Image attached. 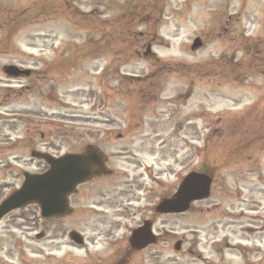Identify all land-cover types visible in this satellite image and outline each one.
Listing matches in <instances>:
<instances>
[{
    "label": "rangeland",
    "instance_id": "rangeland-1",
    "mask_svg": "<svg viewBox=\"0 0 264 264\" xmlns=\"http://www.w3.org/2000/svg\"><path fill=\"white\" fill-rule=\"evenodd\" d=\"M86 144L115 175L5 216L0 264H264V0H0V201L47 169L32 150ZM206 170L207 199L155 213ZM143 220L157 242L117 257Z\"/></svg>",
    "mask_w": 264,
    "mask_h": 264
},
{
    "label": "water",
    "instance_id": "water-1",
    "mask_svg": "<svg viewBox=\"0 0 264 264\" xmlns=\"http://www.w3.org/2000/svg\"><path fill=\"white\" fill-rule=\"evenodd\" d=\"M200 45L199 41L195 40L191 49ZM5 72L12 76L28 74L13 66L7 67ZM32 157L44 160L49 169L41 175L25 174L21 188L0 205V218L7 212L30 203L38 205L42 218L63 215L67 211V197L91 175L102 171L92 169L100 167L101 159L91 147H87L84 155L67 154L52 158L47 154L32 153ZM210 184L211 179L205 174L190 173L183 179L173 198L161 202L157 211L165 214L185 212L192 201L208 196ZM150 227L151 223L145 222L141 228L133 231L129 239L132 248L139 250L154 242ZM40 237L42 236L37 238ZM69 237L77 244L82 243L79 235L74 232H71ZM175 248H179V243Z\"/></svg>",
    "mask_w": 264,
    "mask_h": 264
},
{
    "label": "flooded vegetation",
    "instance_id": "flooded-vegetation-1",
    "mask_svg": "<svg viewBox=\"0 0 264 264\" xmlns=\"http://www.w3.org/2000/svg\"><path fill=\"white\" fill-rule=\"evenodd\" d=\"M99 154H101L102 155V159H103V164H104V166L106 167V168H108V160H107V158H106V156H105V154L104 153H102L101 151H99ZM115 174H114V172L112 171V174H101V175H99V176H96V177H93L92 179H90V181L89 182H87V183H85V184H83L82 186H84V185H86V184H88V183H90V182H96V181H99V180H102V179H106V178H110V177H113ZM141 225V224H140ZM139 226V225H138ZM137 226V227H138ZM129 238L127 237V240H128ZM129 244V243H128ZM134 251V252H140V251H138V250H134V249H132L131 247H130V245H128V250H126V252L125 253H119L118 254V256L117 257H122L123 255H125L126 253H129V251ZM143 250H145V249H143ZM143 250H141V251H143ZM114 257H116V255L114 256Z\"/></svg>",
    "mask_w": 264,
    "mask_h": 264
},
{
    "label": "trees",
    "instance_id": "trees-1",
    "mask_svg": "<svg viewBox=\"0 0 264 264\" xmlns=\"http://www.w3.org/2000/svg\"><path fill=\"white\" fill-rule=\"evenodd\" d=\"M140 13H141V12H140ZM140 13L138 12L137 14H133V18H134L133 20H136V18H135L136 15H140ZM254 52H255V51H254ZM254 55H255V54H254ZM254 60H255V59H254ZM242 63L244 64L243 61H242ZM235 66H237V64H236ZM238 66H240V65H238ZM238 66H237V67H238ZM247 69H249V70H253L251 66H247V67L243 68L244 71H247Z\"/></svg>",
    "mask_w": 264,
    "mask_h": 264
}]
</instances>
